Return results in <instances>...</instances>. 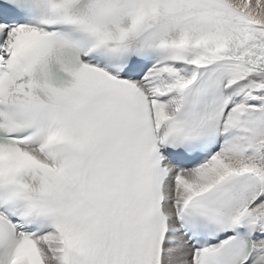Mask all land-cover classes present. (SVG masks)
I'll use <instances>...</instances> for the list:
<instances>
[{"label": "snow or ice", "instance_id": "obj_1", "mask_svg": "<svg viewBox=\"0 0 264 264\" xmlns=\"http://www.w3.org/2000/svg\"><path fill=\"white\" fill-rule=\"evenodd\" d=\"M0 264H264V0H0Z\"/></svg>", "mask_w": 264, "mask_h": 264}]
</instances>
